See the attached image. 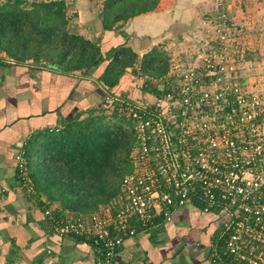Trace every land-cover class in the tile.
Masks as SVG:
<instances>
[{
  "label": "built area",
  "instance_id": "2783aa9c",
  "mask_svg": "<svg viewBox=\"0 0 264 264\" xmlns=\"http://www.w3.org/2000/svg\"><path fill=\"white\" fill-rule=\"evenodd\" d=\"M215 4L194 62L177 58L164 94L152 101L111 98L134 121V171L116 204L56 226L91 246L97 264H120L125 239L173 221L189 204L224 217L220 258L264 264V94L241 82L244 51L235 46L232 0ZM16 161L26 179L24 154Z\"/></svg>",
  "mask_w": 264,
  "mask_h": 264
},
{
  "label": "crops",
  "instance_id": "0c3cea01",
  "mask_svg": "<svg viewBox=\"0 0 264 264\" xmlns=\"http://www.w3.org/2000/svg\"><path fill=\"white\" fill-rule=\"evenodd\" d=\"M66 1L70 32L95 42L102 53L126 46L142 58L163 47L186 64L194 62L197 40L205 37V20L216 10L215 0H159L155 11L107 31L100 15L104 0ZM232 3L235 46L245 52H261L262 47H254L253 42L245 46L241 32L259 21L262 28L255 27L264 31V0ZM249 63L253 68L256 65ZM127 72L115 98L152 101L159 96L143 91L145 78L135 77L133 69ZM165 77L154 80L159 92L167 87ZM248 79L253 76L246 75V82ZM111 98L97 77L65 75L31 63L17 64L0 55V264H97L99 256L91 246L80 238L57 233V221L75 214L60 216L61 209L56 206L51 210L48 202L37 196L28 175L26 179L21 176L16 158L36 134L58 130L65 122L86 118L95 109H108L115 103ZM47 210L52 215H47ZM223 218L218 212L203 213L189 204L175 212L173 221L159 220L149 230L125 239L119 249L120 264H237L218 255L223 249Z\"/></svg>",
  "mask_w": 264,
  "mask_h": 264
},
{
  "label": "trees",
  "instance_id": "16d2710c",
  "mask_svg": "<svg viewBox=\"0 0 264 264\" xmlns=\"http://www.w3.org/2000/svg\"><path fill=\"white\" fill-rule=\"evenodd\" d=\"M67 3L0 2V55L17 64L31 63L65 75L97 77L113 97H117L128 69H133L135 77H148L141 87L144 92L165 93L159 92L156 84L171 70V56L163 47L142 58L126 46L104 54L95 42L70 32ZM158 5L159 0H104L100 14L103 29L122 28ZM104 63L103 72L97 73ZM135 146L134 121L115 102L108 109L93 110L86 118L65 122L58 130L36 134L22 153L37 196L44 198L51 210L60 208V216L88 215L119 201L123 179L134 171L130 157Z\"/></svg>",
  "mask_w": 264,
  "mask_h": 264
},
{
  "label": "rangeland",
  "instance_id": "374dc122",
  "mask_svg": "<svg viewBox=\"0 0 264 264\" xmlns=\"http://www.w3.org/2000/svg\"><path fill=\"white\" fill-rule=\"evenodd\" d=\"M31 1H35V0H31ZM0 2H4V0H0ZM68 2V1H67ZM69 11V10H68ZM208 17L205 20V23L207 22ZM256 24H258L257 28H262L261 27V21L257 22ZM256 24H251L250 25V29L247 27L243 29L242 36H245L243 39L245 40L244 43H246L245 46H249L247 45V43L249 42H253L254 47L258 46L259 48L262 47V51L261 52H251V51H244V63L243 65H241L242 71L240 70V76L245 77V80L241 79V82L246 86V88L252 92H256L258 94H264V82L262 80L264 76V31L261 30H257V28L255 27ZM263 25V22H262ZM264 29V27H263ZM257 31H260L259 33H256ZM251 43V46H253ZM253 49V48H252ZM244 50V49H243ZM169 55L171 56L170 59V68L172 71V68L175 65V61L177 60V58H175L174 56H172L170 53ZM249 61H253L256 65L253 68V66H251V64L249 63ZM245 66V67H244ZM255 68H259L262 69L263 73L259 70L256 73ZM246 75L247 76H253V80L248 79L246 82ZM258 75V76H257ZM262 77V78H261ZM145 79L148 77H144ZM257 78H260L259 80ZM144 84V83H141ZM131 164H132V160H131Z\"/></svg>",
  "mask_w": 264,
  "mask_h": 264
}]
</instances>
